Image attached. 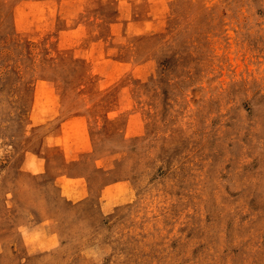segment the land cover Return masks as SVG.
Wrapping results in <instances>:
<instances>
[{
	"label": "rangeland",
	"instance_id": "rangeland-1",
	"mask_svg": "<svg viewBox=\"0 0 264 264\" xmlns=\"http://www.w3.org/2000/svg\"><path fill=\"white\" fill-rule=\"evenodd\" d=\"M0 264H264V0H0Z\"/></svg>",
	"mask_w": 264,
	"mask_h": 264
}]
</instances>
